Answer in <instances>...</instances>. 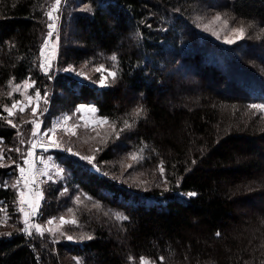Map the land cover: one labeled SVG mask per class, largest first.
Here are the masks:
<instances>
[{"label":"trees","instance_id":"1","mask_svg":"<svg viewBox=\"0 0 264 264\" xmlns=\"http://www.w3.org/2000/svg\"><path fill=\"white\" fill-rule=\"evenodd\" d=\"M55 3L0 0L1 116L10 83L28 79L53 111L93 104L112 127L97 161L110 169L120 152L137 151L138 165L159 169L168 187L120 182L55 150L70 190L48 183L45 217H75L63 228L81 241L28 233L13 210L0 225V264H264V112L252 107L264 104V0ZM220 12L250 23L246 37L224 45L198 29ZM52 22L58 48L47 66ZM111 60L117 74L105 87L65 70ZM17 134L0 117V145ZM17 169L1 165L0 180ZM16 198L0 184L3 205Z\"/></svg>","mask_w":264,"mask_h":264},{"label":"rangeland","instance_id":"2","mask_svg":"<svg viewBox=\"0 0 264 264\" xmlns=\"http://www.w3.org/2000/svg\"><path fill=\"white\" fill-rule=\"evenodd\" d=\"M55 3L54 7L57 6ZM53 7V9H54ZM58 11L51 12L52 21L53 18L56 21ZM219 18V19H218ZM201 23L198 25V29L214 39L215 41L224 45H231L241 41L246 37L247 29L250 27V23L246 21L237 20L226 12L214 13L208 17L202 18ZM53 23V22H52ZM252 27V26H251ZM244 29V35L242 38H238V33L233 29ZM54 35V34H53ZM49 40V39H48ZM45 41L42 47V56L44 65L50 66L57 54L58 41L54 40L53 36L48 43ZM228 40H234V43H228ZM51 47V54L46 50V46ZM102 68V71H96V69ZM65 70L81 81H85L91 85L101 87L100 78L105 77V83L108 85L117 74V67L114 60H111V64L106 63H92L84 62L78 66H68ZM111 73H115L113 78ZM34 81L31 79L24 80L19 83H10L7 88V103L4 105V115L0 117L5 118L8 122L11 121L13 125L17 126V139L16 143L8 146L0 145V160L1 165L18 166V169L11 174L10 178L1 181L6 185H12L17 193V198L14 204L3 205V201L0 202V225L4 227L8 224V220L11 219L10 212L15 210L20 213L22 230H26L28 233L37 231L44 234L49 233L53 238L65 237L64 239L77 241L74 234L68 233L64 228L66 224L76 223H64L61 224V218L67 221L75 220V217H71L65 214H58L51 217H45L44 213V201H45V188L49 182L58 183L63 181L64 191L70 190V184L67 176L63 171V168L57 158L55 157V150H62L64 153L72 155L73 157H79L83 159L89 169L95 173L100 172L102 175L119 179L120 182L151 184L156 186L168 187L164 183V176L161 175L158 170H150L149 168H142L138 165V160L143 157L137 151L128 150L127 153L120 152L117 156L115 164L110 169L103 167L104 164L98 162V154L100 145L108 139L106 132L112 129L109 119L99 115L98 109L93 104H80L77 108L66 110L62 112L53 111L54 108L51 105V96L47 93L43 94L40 90L34 88ZM39 92L40 96L37 97L36 93ZM32 99L29 100L28 98ZM13 104H17L16 108H12ZM256 105H264L257 103ZM83 106L84 110L81 111ZM23 107L24 111L21 112L20 108ZM89 108H95V112L88 111ZM7 109H12V114H9ZM264 112V111H263ZM106 121V123L104 122ZM40 127L37 128L36 124ZM106 130V131H104ZM58 143L59 147H56L53 142ZM36 145L35 148L32 146ZM126 147V146H125ZM121 145V149H125ZM14 155H13V152ZM125 151V150H124ZM31 153V155H29ZM44 154V164L41 166V170L37 168V160L33 162L32 157L36 154ZM18 157L15 158V155ZM11 157V159H9ZM83 157H90L91 162ZM136 157V159H133ZM32 162V167L26 161ZM0 165V166H1ZM96 166V168H95ZM24 168V174L21 175L20 169ZM98 171V172H97ZM41 176V177H39ZM27 178V185L25 182ZM25 184V187H24ZM130 185V184H129ZM24 193V200H31L33 206L36 208L35 213H32V208L28 203H21V193ZM181 199H187L188 195L178 193ZM39 197V198H38ZM93 202V200H91ZM92 208L96 207L94 204L86 205ZM23 208L24 212H28L27 224L25 223V215L20 209ZM115 218H124V215L117 213ZM51 221V223H49ZM35 225L40 226L38 230ZM64 227V228H63ZM68 237H71L69 239ZM81 241V240H80ZM147 264H156L150 259L144 258ZM141 260V262H142Z\"/></svg>","mask_w":264,"mask_h":264},{"label":"snow or ice","instance_id":"3","mask_svg":"<svg viewBox=\"0 0 264 264\" xmlns=\"http://www.w3.org/2000/svg\"><path fill=\"white\" fill-rule=\"evenodd\" d=\"M56 3H57V6H58L59 3H60V0H56ZM49 16H51V13H49ZM218 19H219V18H218ZM53 27H55V26L53 25ZM233 31L236 32V33H238V38H242L243 35H244V29H243V28L233 29ZM227 42H228V43H234L235 41H234V40H228ZM113 59H115V57H113ZM96 71H98V72H99V71H102V68H98V69H96ZM110 75H112L113 78L115 77V73H111ZM100 85H101V87H105V86H107L106 83H105V77H103V76L100 78ZM36 96L39 97V96H40V93L37 92V93H36ZM28 99L31 100L32 98L29 97ZM16 107H17V104H13V105H12V108H16ZM252 107H253V108L260 109L261 111H264V105H252ZM7 110L9 111V114L11 115V114H12V109H7ZM83 110H84V108H83V106H82V107H81V111H83ZM20 111L23 112V111H24V108L21 107V108H20ZM88 111L95 112L96 109H95V108H89ZM104 122L106 123V121H104ZM9 123H11V121H9ZM13 126L15 127V125H13ZM36 127L39 128L40 125L37 123V124H36ZM53 144H54L56 147H59L58 143H56L55 141L53 142ZM32 147L35 148L36 145H33ZM29 155H31V153H30ZM83 158H84V159H88L90 162H91V159H92V158H90V157H83ZM133 159H136V157H133ZM26 162L29 164V167H30V168L33 166L31 161H26ZM24 171H25L24 168H21V169H20V172H21V175H22V176H23V174H24ZM161 171H162V169H161ZM25 182H26V185H27V178H25ZM20 195H21V203H22V204H23V203H28L29 207L32 208V213L34 214L35 211H36V208L33 206L32 201H31V200L25 201V200H24V193H23V192H22ZM188 195H189V196H194L195 193H188ZM38 198H39V197H38ZM20 210H21L22 212H24V209H23V208H21ZM24 215H25V218H26V219H25V223L27 224V222H28V221H27V217L29 216V213H28V212H24ZM49 223H51V221H49ZM64 223H76V221H75V220L67 221V220H65L64 218H61V224H64ZM35 227H36L38 230H40V226H39V225H35ZM217 235H219V233H217ZM68 238L71 239V237H68ZM87 238H88V239H91L90 236L87 237ZM161 259H163V258H161ZM141 264H147V262L142 260Z\"/></svg>","mask_w":264,"mask_h":264},{"label":"built area","instance_id":"4","mask_svg":"<svg viewBox=\"0 0 264 264\" xmlns=\"http://www.w3.org/2000/svg\"><path fill=\"white\" fill-rule=\"evenodd\" d=\"M32 159H33V162H35L37 160V162H36L37 163V168H39L41 170V166H42V164H44V159H45L44 154H41V153L36 154L35 156L32 157ZM95 168H96V166H95ZM98 173L100 175H102L100 172H98ZM39 177H41V176H39ZM24 187H25V184H24Z\"/></svg>","mask_w":264,"mask_h":264},{"label":"water","instance_id":"5","mask_svg":"<svg viewBox=\"0 0 264 264\" xmlns=\"http://www.w3.org/2000/svg\"><path fill=\"white\" fill-rule=\"evenodd\" d=\"M53 25L55 26L54 27V29L53 30H51L50 32H49V34H48V37H47V39H46V41L48 40V39H51L52 38V36H53V34L55 33V28H56V26H57V22H54L53 23Z\"/></svg>","mask_w":264,"mask_h":264}]
</instances>
